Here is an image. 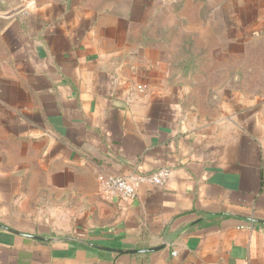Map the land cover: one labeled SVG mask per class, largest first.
Wrapping results in <instances>:
<instances>
[{"label":"crops","instance_id":"1","mask_svg":"<svg viewBox=\"0 0 264 264\" xmlns=\"http://www.w3.org/2000/svg\"><path fill=\"white\" fill-rule=\"evenodd\" d=\"M73 1L0 0V264H264V98L204 114L190 77L214 69L165 66ZM161 167L130 200L97 179Z\"/></svg>","mask_w":264,"mask_h":264},{"label":"rangeland","instance_id":"2","mask_svg":"<svg viewBox=\"0 0 264 264\" xmlns=\"http://www.w3.org/2000/svg\"><path fill=\"white\" fill-rule=\"evenodd\" d=\"M65 1L5 0L1 5L15 17L33 14L37 4ZM73 4L77 18L117 19L126 44L152 50L159 59L162 52L170 54L165 63L161 60L165 66L179 67L180 62L193 59L189 65L202 68L203 73L214 69L190 77L204 84L197 92L204 114H227L244 98H264L260 0H74ZM206 82L214 85L215 100Z\"/></svg>","mask_w":264,"mask_h":264},{"label":"built area","instance_id":"3","mask_svg":"<svg viewBox=\"0 0 264 264\" xmlns=\"http://www.w3.org/2000/svg\"><path fill=\"white\" fill-rule=\"evenodd\" d=\"M170 175L167 167H161L149 173L134 174L131 176L99 174L97 179L101 192L107 196H118L124 200L136 197L137 187L141 184L164 185Z\"/></svg>","mask_w":264,"mask_h":264},{"label":"water","instance_id":"4","mask_svg":"<svg viewBox=\"0 0 264 264\" xmlns=\"http://www.w3.org/2000/svg\"><path fill=\"white\" fill-rule=\"evenodd\" d=\"M154 249H157V248H154ZM154 249H150V251L154 250Z\"/></svg>","mask_w":264,"mask_h":264}]
</instances>
